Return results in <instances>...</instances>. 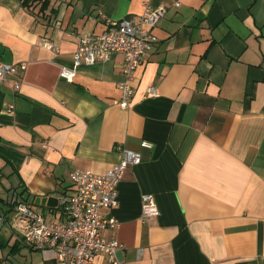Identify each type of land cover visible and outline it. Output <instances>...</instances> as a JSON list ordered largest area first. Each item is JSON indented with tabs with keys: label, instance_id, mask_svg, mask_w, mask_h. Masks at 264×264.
<instances>
[{
	"label": "crops",
	"instance_id": "1",
	"mask_svg": "<svg viewBox=\"0 0 264 264\" xmlns=\"http://www.w3.org/2000/svg\"><path fill=\"white\" fill-rule=\"evenodd\" d=\"M143 1L50 0L43 20L0 0V59L26 65L0 85V192L51 198L32 206L63 220L69 172L103 173L127 147L142 160L127 166L117 206L102 210L119 221L102 235L122 244V264H264V0H150L166 10L127 108L116 103L120 53L60 76L79 33L139 15ZM145 193L158 215L142 217ZM0 237V264L23 246L30 264L55 262L24 241L10 254L17 234ZM97 264L111 263L101 253Z\"/></svg>",
	"mask_w": 264,
	"mask_h": 264
},
{
	"label": "built area",
	"instance_id": "2",
	"mask_svg": "<svg viewBox=\"0 0 264 264\" xmlns=\"http://www.w3.org/2000/svg\"><path fill=\"white\" fill-rule=\"evenodd\" d=\"M143 3L141 14L108 19L106 28L99 34L79 33L76 36L79 47L73 54V65L63 66L60 76L72 81L80 64L105 62L112 54L120 53L122 78L117 85L121 97L116 103L122 108L129 107L134 93V72L143 62L144 54L157 42L152 27L166 10L164 6H153L150 0ZM43 45L55 49L48 38H43ZM25 67L24 62L0 59V85ZM12 87L14 90L20 89V82L14 80ZM147 94L154 95L155 92L149 87ZM120 156V160L103 173L81 168L69 172L73 193L64 201L63 220H49L32 205L18 203L15 211L20 219L23 241L33 248L51 250L54 264H97V257L101 253L111 264H122L118 254L122 244L116 238L107 239L102 235L107 227H118L119 221L112 215L104 216L102 210L117 206L119 181L127 166L139 164L142 157L139 152L127 147L120 148ZM141 199L143 218L159 214L151 194L145 193Z\"/></svg>",
	"mask_w": 264,
	"mask_h": 264
},
{
	"label": "trees",
	"instance_id": "3",
	"mask_svg": "<svg viewBox=\"0 0 264 264\" xmlns=\"http://www.w3.org/2000/svg\"><path fill=\"white\" fill-rule=\"evenodd\" d=\"M21 4L25 9H27L29 12L34 14L39 19H46V9L49 6L50 0H20ZM11 189V188H10ZM9 189V190H10ZM13 189V188H12ZM8 191L7 197L2 198L0 197V212H3L4 214V224L8 221L7 213L15 210V206L20 203H28L29 205H38L34 202V198H31L32 200H28V195H24L25 190L16 191L15 189ZM29 201V202H28ZM4 203L6 205V208H3L1 204ZM1 216V213H0ZM3 224V225H4ZM18 238L14 241L13 244H11L9 248V253H14L15 249H19L23 243V238L19 234H17ZM9 238H1L0 237V248L3 249L6 246H8ZM28 245V244H27Z\"/></svg>",
	"mask_w": 264,
	"mask_h": 264
},
{
	"label": "rangeland",
	"instance_id": "4",
	"mask_svg": "<svg viewBox=\"0 0 264 264\" xmlns=\"http://www.w3.org/2000/svg\"><path fill=\"white\" fill-rule=\"evenodd\" d=\"M0 194H1L0 197L2 198L7 197L5 191H1ZM1 206L3 208H6V205L4 203H2ZM37 207L41 209V207L39 206ZM7 216H8V221L5 222V224L0 228V235L8 237L9 235H11L12 232H14V235L19 234L21 236L22 231L20 228L21 224L18 213L15 210H12L7 213ZM47 219H52V217L47 215ZM0 222H1V216H0ZM27 249H28L27 247L23 246L20 253L9 256L8 264H30L31 261L30 253L33 251H28ZM2 254H4V256L8 255L6 248L5 249L0 248L1 257Z\"/></svg>",
	"mask_w": 264,
	"mask_h": 264
},
{
	"label": "water",
	"instance_id": "5",
	"mask_svg": "<svg viewBox=\"0 0 264 264\" xmlns=\"http://www.w3.org/2000/svg\"><path fill=\"white\" fill-rule=\"evenodd\" d=\"M50 202H51V198L48 197H36L35 199V203L36 204H41V205H46V206H50ZM1 213V222H0V228L3 226L4 224V214L3 212Z\"/></svg>",
	"mask_w": 264,
	"mask_h": 264
}]
</instances>
